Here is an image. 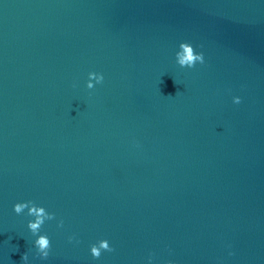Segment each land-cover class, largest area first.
Masks as SVG:
<instances>
[{
	"label": "water",
	"instance_id": "obj_1",
	"mask_svg": "<svg viewBox=\"0 0 264 264\" xmlns=\"http://www.w3.org/2000/svg\"><path fill=\"white\" fill-rule=\"evenodd\" d=\"M25 253L264 264V0H0V264Z\"/></svg>",
	"mask_w": 264,
	"mask_h": 264
},
{
	"label": "clouds",
	"instance_id": "obj_2",
	"mask_svg": "<svg viewBox=\"0 0 264 264\" xmlns=\"http://www.w3.org/2000/svg\"><path fill=\"white\" fill-rule=\"evenodd\" d=\"M176 63L180 67H188L192 68L195 66L196 63H203L204 57L203 53H196L194 52L193 47L188 42H181L179 44V50L175 54ZM103 75L100 73H88V81L86 82V87L88 89H92L94 87V84L92 81H95V83L99 84L103 82ZM240 98L239 97H233V103L239 104ZM27 209L26 215L33 217L34 219L29 220L27 223V228L29 231L36 236V239L33 242V246L36 249V252L41 260H46L49 256V250L51 247L50 240L45 234L37 235L40 232V229L42 225L45 223V221H51L55 220L56 215L55 213H51L46 211V209L42 206H37L33 201H25V202H18L13 205V211L19 215L24 212V210ZM63 220L59 219L57 220V227L61 228L63 227ZM74 237L69 236L68 240L69 242H72ZM79 243V241H76ZM90 254L94 259H98L101 256V252L113 251V248L110 247L107 240H99L96 244L90 245ZM23 264H27L28 261V255L27 253L23 254L21 257ZM168 264H171V262H168Z\"/></svg>",
	"mask_w": 264,
	"mask_h": 264
}]
</instances>
